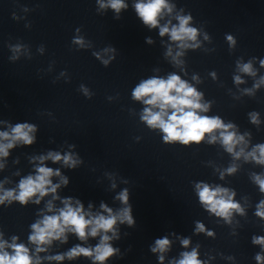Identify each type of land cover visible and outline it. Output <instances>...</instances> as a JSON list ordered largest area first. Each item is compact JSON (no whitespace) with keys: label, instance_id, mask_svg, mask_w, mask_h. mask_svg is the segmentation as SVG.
<instances>
[{"label":"clouds","instance_id":"1","mask_svg":"<svg viewBox=\"0 0 264 264\" xmlns=\"http://www.w3.org/2000/svg\"><path fill=\"white\" fill-rule=\"evenodd\" d=\"M101 7H111L116 13H119L128 5L124 0H108L107 4L101 3ZM134 8L146 26L149 28L158 27L160 36L168 35L171 41L176 42L180 48L190 47L192 45H189L188 42L196 41L198 32L197 29L189 26L190 16H177L178 25L160 26V19L165 11L172 12V6L169 5L168 0H137ZM228 40L232 41V37L229 36ZM76 42L82 43V41ZM148 42L151 43V40ZM169 54H171V49ZM181 54L178 52L177 56ZM104 63L107 64V61ZM261 64L264 65V60L261 61ZM240 70L247 74H255L250 63L242 65ZM236 81L240 83V77H236ZM261 82H264V78ZM201 96L200 92L176 74L169 75L167 79L158 77L146 79L138 84L132 92L133 99L146 105L141 119L150 128L159 129L163 133L164 142H179L188 145L200 143L206 136L210 137L209 142H215L218 138L216 133H219V140L228 153L237 158L241 155H244L245 159L251 157L257 163L264 164V144L256 145L246 155L243 148L238 152L235 151L236 147L244 142V137L232 131L233 124H225L219 117L201 115L208 111V105L201 103ZM252 120L253 123L258 122L255 115ZM35 131L36 126L29 123H16L10 131H0V157H7L9 149L15 147L18 142L31 145L35 139L33 135ZM38 159L40 166L36 168V174L22 178L18 184V191L15 189L5 191L0 188V204H4L6 201L9 203L18 201L21 205H26L34 197L36 198L35 203L39 204L40 200L50 193L53 194L54 199H59L55 194L60 183L54 184L52 177L60 176L61 173L59 169L44 166V161L49 159L53 163L63 161V164L70 168H75L78 161L70 153L62 156L57 152H49L46 156H40ZM234 171V167L227 169L229 174ZM255 181L261 192H264V179L256 176ZM61 183L67 185V178H62ZM196 188L201 204L209 212L225 219L231 215L232 210L242 212L239 204L233 200L234 193L230 195L228 189L212 188L206 183L197 184ZM117 199L123 205H128L127 189L123 190ZM62 204L63 207L55 210L53 203L49 201L47 210L54 214L43 215L42 219L31 225L32 231L28 240L35 245L37 254L47 251V246L52 245L53 241L66 243L68 233L74 234L80 241L98 236L100 239L94 247L77 244L64 254L48 257L49 260L61 262L65 259L74 260L83 256L91 258L93 264H105L117 251L110 243L116 236L117 223H127L129 226L135 224L131 206H125L117 212H113L111 208L102 203L100 205L102 212L93 214L91 211H85L79 200H76L74 204L70 197L63 199ZM256 214L264 217V201L258 206ZM197 227L198 230H203V225ZM108 233H112V235L110 236ZM17 239L18 237H13L12 243L9 244L3 240L2 233H0V264H41L39 255L34 257L27 246L16 242ZM155 243L156 246L152 248V251L163 253L168 249L170 242L164 238L157 239ZM188 243V240L183 241L185 246ZM253 243L264 246V237L254 238ZM7 249H11V251ZM160 260L163 261V256H160ZM256 260L257 264H264V256L257 254ZM176 264H202V261L198 259V253L193 249L191 252H184L182 259L178 260Z\"/></svg>","mask_w":264,"mask_h":264}]
</instances>
